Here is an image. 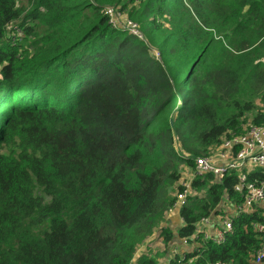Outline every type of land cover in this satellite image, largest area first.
I'll return each instance as SVG.
<instances>
[{
    "label": "trees",
    "instance_id": "obj_1",
    "mask_svg": "<svg viewBox=\"0 0 264 264\" xmlns=\"http://www.w3.org/2000/svg\"><path fill=\"white\" fill-rule=\"evenodd\" d=\"M247 125L264 126V0H0V264H158L137 250L181 166ZM213 179L193 181L180 238L241 199L237 171ZM255 221L188 256L252 264Z\"/></svg>",
    "mask_w": 264,
    "mask_h": 264
},
{
    "label": "built area",
    "instance_id": "obj_2",
    "mask_svg": "<svg viewBox=\"0 0 264 264\" xmlns=\"http://www.w3.org/2000/svg\"><path fill=\"white\" fill-rule=\"evenodd\" d=\"M106 14L112 26L122 27L129 33L143 38L138 23L125 16V13L119 8L110 7L106 10ZM121 20H123V25H120ZM156 55L159 56L158 53ZM186 167H188L186 168L188 173L184 172V181L167 210L169 216L178 215L180 217L182 225L179 227L178 233L184 225L180 210L197 196L192 195L196 189L193 187V181L196 178L212 175L214 182H221L229 172L237 171L238 181L234 186V194L239 195L241 199L237 200L234 196L226 194L218 213L201 218L196 224L194 233L181 238L182 248L186 250L176 251L165 264H173L174 260H177L178 264H200L195 262L196 257H189V253L195 251L203 242L210 241L216 245L224 244L228 236L234 233L235 221L243 216L259 213L258 208L264 204V179L252 180L249 178V174L258 169V171L264 172V126L250 125L245 133L231 135L223 139L222 143L212 149L209 154L197 156L193 166ZM200 196H203V193ZM252 227L259 237L260 246L255 251L251 262L264 264V221H255L252 223ZM142 248L143 246L140 247V249ZM176 254L179 255L178 258H176ZM207 264L235 263L218 260L207 262Z\"/></svg>",
    "mask_w": 264,
    "mask_h": 264
},
{
    "label": "rangeland",
    "instance_id": "obj_3",
    "mask_svg": "<svg viewBox=\"0 0 264 264\" xmlns=\"http://www.w3.org/2000/svg\"><path fill=\"white\" fill-rule=\"evenodd\" d=\"M131 8L132 7H129V9L124 11L125 16L129 15V11L131 10ZM164 23H165V25H167V22L164 21ZM120 25H123V20H121ZM25 45H27V44H25ZM256 102L258 105H261V102H260L258 97H256ZM249 126L250 125H247L246 129H248ZM3 152H7V150L4 149ZM186 168H188V167H186L185 165L181 166L182 178L180 179V181H178V183L176 185L169 186L168 189L166 190L167 192L165 193V198L168 202L170 201V203H172L173 199L175 198L176 194L178 193L179 187L182 185V182L184 181V177H185L184 172L186 171ZM186 173H188V172L186 171ZM201 193H202L201 191H199L198 189H195L193 191L192 195H200ZM167 210H168V207H167ZM167 210H165L163 212V214L157 219V223L153 228V233L147 239V241L143 245H141V246H143V248L140 249L141 246H139V248H138L139 249L138 253L146 250L145 252L150 253V256H152V257L159 255L158 264H161L163 261L165 262L164 259H167V258H170L173 256L172 252L168 253L169 243L175 236L174 232L170 229V227H171V225H176V227L173 228V229H175L177 227H180V225H181L180 217L178 215L169 216L167 214ZM163 228L170 229L173 232V236L169 241H166L165 236L164 235L162 236L160 233L161 229H163ZM176 237L179 238L178 235H176Z\"/></svg>",
    "mask_w": 264,
    "mask_h": 264
},
{
    "label": "crops",
    "instance_id": "obj_4",
    "mask_svg": "<svg viewBox=\"0 0 264 264\" xmlns=\"http://www.w3.org/2000/svg\"><path fill=\"white\" fill-rule=\"evenodd\" d=\"M258 211L260 213V215L264 216V204L258 208ZM258 213V214H259ZM174 216V215H172ZM181 225H182V222H181ZM180 225V226H181ZM174 227H176V225H171L170 229L174 232L175 236L174 238L170 241L169 243V247H168V253H171L174 254L176 251H185L186 249L185 248H182L183 244H182V240L179 236V233H178V229L179 227L173 229ZM176 235L179 236V238L176 237ZM177 255V254H176ZM174 256V255H173ZM172 256V257H173ZM171 258V257H170ZM170 258H167V259H164L165 262L163 261L161 264H165L167 263L168 260H170ZM252 263V262H251ZM253 264V263H252Z\"/></svg>",
    "mask_w": 264,
    "mask_h": 264
}]
</instances>
